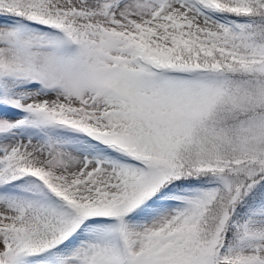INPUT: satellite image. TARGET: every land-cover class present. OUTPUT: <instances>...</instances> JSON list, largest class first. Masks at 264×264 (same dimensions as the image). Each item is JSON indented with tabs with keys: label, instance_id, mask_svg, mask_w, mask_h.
<instances>
[{
	"label": "snow or ice",
	"instance_id": "obj_1",
	"mask_svg": "<svg viewBox=\"0 0 264 264\" xmlns=\"http://www.w3.org/2000/svg\"><path fill=\"white\" fill-rule=\"evenodd\" d=\"M0 264H264V0H0Z\"/></svg>",
	"mask_w": 264,
	"mask_h": 264
}]
</instances>
